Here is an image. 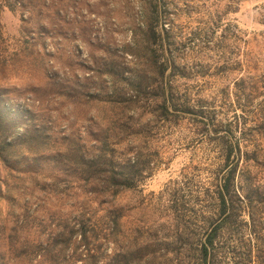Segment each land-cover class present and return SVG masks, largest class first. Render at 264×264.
Instances as JSON below:
<instances>
[{
    "label": "rangeland",
    "instance_id": "374dc122",
    "mask_svg": "<svg viewBox=\"0 0 264 264\" xmlns=\"http://www.w3.org/2000/svg\"><path fill=\"white\" fill-rule=\"evenodd\" d=\"M148 27L158 35L149 47L156 65L129 53L143 48L135 41ZM0 34V111L20 144L11 161L19 172L0 161V264H86L79 256L87 253L88 264H110L129 240L183 236L186 209L200 206L190 196L226 169L238 164L264 185V0H0ZM111 58L124 73L167 65L152 85L170 88L178 111L151 116L153 99L134 116L108 106ZM126 123L146 129L133 141L121 134ZM26 128L43 146L26 148ZM106 133L115 156L138 150L151 169L102 203L59 154L93 155ZM245 153L259 164L245 163ZM111 209L123 215L115 244ZM82 212L85 245L68 234ZM59 234L63 248L53 244ZM172 248L169 261L154 264H185V240Z\"/></svg>",
    "mask_w": 264,
    "mask_h": 264
},
{
    "label": "trees",
    "instance_id": "16d2710c",
    "mask_svg": "<svg viewBox=\"0 0 264 264\" xmlns=\"http://www.w3.org/2000/svg\"><path fill=\"white\" fill-rule=\"evenodd\" d=\"M5 4L6 8L13 11L10 3ZM156 37L158 35L152 28L145 29L141 39L135 41V47L142 42L143 48L136 50L135 53L129 51L134 61L139 57L148 56L151 64L156 65L154 51L149 49ZM166 69L167 65L150 69L151 74L156 71L154 77L146 70L143 72L133 68L128 69L125 75L126 73L118 68L115 58L108 59L104 76L109 79L111 85L104 102L123 115L132 112L134 116L139 102L153 99L155 101L150 115L158 114L160 117L168 118L178 111L172 91L159 83L152 85L157 77H163ZM132 126L133 124L126 123L120 128L121 134L123 137L129 134L132 140L136 141L142 136L146 126L140 123ZM14 129L13 124L6 121V117L0 111V161L11 171L19 172L11 163L16 159L15 150L20 145L19 141L14 139ZM27 130L26 128L23 138L26 148L30 150L35 146H43L41 135L30 134ZM107 138L109 136L106 133L104 139L95 141L98 145L94 146L93 155L81 152L80 148H75L73 152L72 149H68L67 153L59 154V157L72 168L76 180L89 184L92 194L104 200L102 203H109V199L134 189L144 178L146 171L151 169L146 156L138 150L131 151V158L128 157V152L123 156H115L114 150L107 147ZM229 158L230 152L225 159ZM239 158L240 156L238 160ZM243 159L245 163L252 160L259 164L254 154L245 153ZM237 168L238 164L226 169L220 178L215 177L209 182L200 195L190 196L191 201L200 197V206L196 209L195 205H191L186 209L183 236L177 234L173 240H129L123 246L117 245V251L108 256L110 264L144 262L154 264L158 260L162 263L167 262L170 259L167 255L174 251L173 244L183 239L185 264H264V185L248 170L238 173ZM0 199L4 200L6 196L0 194ZM84 215V212L80 214L68 233L70 236H76L79 245L82 243L85 245L89 238ZM105 217L110 223L107 238L111 236L115 244L120 239L116 233L120 226L119 220L123 217L122 211L111 209ZM195 227L200 229V233H195ZM64 236L65 234H59V237L53 239V244H61L62 247V243H65L62 240ZM41 245L42 243H35L33 247L39 249ZM79 258L88 264L92 256L87 253L80 255ZM90 264H95V259Z\"/></svg>",
    "mask_w": 264,
    "mask_h": 264
}]
</instances>
